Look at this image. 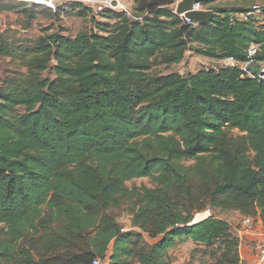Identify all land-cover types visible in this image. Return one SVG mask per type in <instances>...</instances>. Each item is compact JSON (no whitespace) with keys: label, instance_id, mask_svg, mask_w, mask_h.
I'll return each instance as SVG.
<instances>
[{"label":"trees","instance_id":"16d2710c","mask_svg":"<svg viewBox=\"0 0 264 264\" xmlns=\"http://www.w3.org/2000/svg\"><path fill=\"white\" fill-rule=\"evenodd\" d=\"M215 2L191 25L173 0H133L129 14L0 0L21 16V32L0 31V58L24 70L0 82V264H169L186 241L244 264L215 212L264 220V81L216 62H243L252 44L264 61V31ZM61 16L91 28L40 26ZM189 51L215 64L166 73ZM143 178L153 187L126 185Z\"/></svg>","mask_w":264,"mask_h":264},{"label":"rangeland","instance_id":"374dc122","mask_svg":"<svg viewBox=\"0 0 264 264\" xmlns=\"http://www.w3.org/2000/svg\"><path fill=\"white\" fill-rule=\"evenodd\" d=\"M219 2L220 4L217 3L218 6H220L222 3L221 0H219ZM98 19H100V17ZM40 26L42 28L54 27L56 30H60L63 35L70 37H74L79 31L83 29L91 28L89 23H83L74 19H67L64 16H61L59 22L42 21L40 22ZM6 29H12L21 32V16L14 13H1L0 31H5ZM28 33L31 36L37 37L40 35V29L38 27H34L29 30ZM214 64V62L207 60L206 58L196 56L193 52L189 51L186 53V57L181 64L171 67L170 70L166 71V73H178L180 75L194 74L199 70L211 67ZM19 70L24 71L15 63L10 62L8 59L0 58V82L5 79L9 73ZM126 185L128 188H139L141 186L148 188L153 187L150 180L146 178L130 181ZM215 215L218 218L225 220L229 224L232 233L241 240L242 245H245L246 243L248 246V243L250 244V246H248V253L251 257V260L250 262L246 261L245 264H254V246L261 236L264 235L263 218L258 213L256 217L252 218L253 226L250 229H246L243 225L245 217L237 212H215ZM121 224L126 230L129 229V217L127 215L121 214ZM1 227L2 226L0 225V229ZM144 239L150 245L155 244L159 240L149 239L147 236H144ZM202 251V247L196 246L190 241H186L168 252L167 261L169 264H213V262L210 261L208 257H204V255H202ZM100 264L108 263L100 262Z\"/></svg>","mask_w":264,"mask_h":264},{"label":"built area","instance_id":"2783aa9c","mask_svg":"<svg viewBox=\"0 0 264 264\" xmlns=\"http://www.w3.org/2000/svg\"><path fill=\"white\" fill-rule=\"evenodd\" d=\"M16 1L43 6L50 10H54L57 5L63 2H79L91 8L95 14H97L103 9H109V10L119 11L129 14L131 9V5L124 3L123 0H16ZM181 1L182 0H173L172 9L174 13L176 11L177 5ZM211 10L212 9L209 6H203L201 3H196L193 5V11L207 12ZM235 16L241 22L251 23L257 31L259 32L264 31V4L262 3L253 4L246 9L240 10V12H238ZM179 17L183 18L182 16ZM185 21L186 23H188L187 20ZM258 52H259V45L252 44L249 46V48L246 51L245 61L238 62L233 57H228L219 60L216 63L217 66L221 68L239 70L241 73V77L249 78L252 80L264 81V61H258L256 59ZM210 216H211L210 211L198 213L195 215L192 224H196L206 218H209ZM243 225L246 229H250L253 226L252 219L250 218L244 219ZM253 260L255 264L264 263V235L261 236V238L256 242L254 246ZM92 264H100V262L96 260Z\"/></svg>","mask_w":264,"mask_h":264},{"label":"water","instance_id":"95a60500","mask_svg":"<svg viewBox=\"0 0 264 264\" xmlns=\"http://www.w3.org/2000/svg\"><path fill=\"white\" fill-rule=\"evenodd\" d=\"M208 0H182L176 7L175 14L182 16L189 24H205L213 18L215 9L207 12L193 11V5ZM194 49L193 46H190Z\"/></svg>","mask_w":264,"mask_h":264},{"label":"crops","instance_id":"0c3cea01","mask_svg":"<svg viewBox=\"0 0 264 264\" xmlns=\"http://www.w3.org/2000/svg\"><path fill=\"white\" fill-rule=\"evenodd\" d=\"M123 1H124V3L132 6V2L133 1H131V0H123ZM221 2L222 3L220 5V7L236 9V10H239V11L248 8V7H250L253 4H257V3L264 4V0H221ZM217 3L220 4L219 0H216L215 5H217ZM239 242H240V244H239L240 260L244 264H245L246 261L250 262L251 257H250V255L248 253L249 252L248 246H250V244L248 243V246H247L246 243H245V245H242L241 244V240ZM262 264H264V263H262Z\"/></svg>","mask_w":264,"mask_h":264}]
</instances>
